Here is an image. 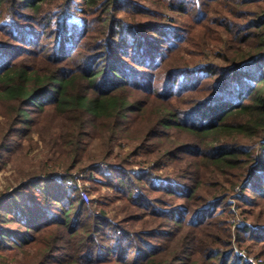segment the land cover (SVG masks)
I'll return each instance as SVG.
<instances>
[{"label":"trees","instance_id":"obj_1","mask_svg":"<svg viewBox=\"0 0 264 264\" xmlns=\"http://www.w3.org/2000/svg\"><path fill=\"white\" fill-rule=\"evenodd\" d=\"M141 1L0 0V264L264 258V0Z\"/></svg>","mask_w":264,"mask_h":264},{"label":"rangeland","instance_id":"obj_2","mask_svg":"<svg viewBox=\"0 0 264 264\" xmlns=\"http://www.w3.org/2000/svg\"><path fill=\"white\" fill-rule=\"evenodd\" d=\"M144 4L150 5V2L142 0ZM2 114H0V121H3ZM128 147L126 146L125 149ZM48 148L45 146L41 138L39 139L37 134H33V141L26 142L25 148L23 151L13 159V162L9 163L3 170H0V196L1 194L7 192L12 188L13 185L17 184L16 181L20 178V175H26L31 173L38 167L40 161L44 158L47 153ZM139 166H136V170ZM166 171L170 172L171 168L166 169ZM58 174H64L63 170L58 171ZM72 175L78 180L76 185H81L82 187H86L89 194V199L97 197L98 194L92 190L90 187V181L93 179L94 174H89V172L84 171H74ZM158 175H162V173H158ZM239 192V190H238ZM110 191L101 187L100 195L111 197L109 194ZM86 202V201H85ZM87 203V202H86ZM234 216L232 221H234L233 228L238 223L243 221L241 206H239L238 201L234 200V205L232 207ZM264 210V206L262 207ZM253 216L248 218V220L253 221ZM246 255V254H245ZM254 262V264H264V258H253V257H245ZM9 263L13 264L14 261L10 260Z\"/></svg>","mask_w":264,"mask_h":264},{"label":"built area","instance_id":"obj_3","mask_svg":"<svg viewBox=\"0 0 264 264\" xmlns=\"http://www.w3.org/2000/svg\"><path fill=\"white\" fill-rule=\"evenodd\" d=\"M78 180H76L77 182ZM77 188L80 191V194L82 196V198L84 199V201L88 202L89 201V194H88V190L86 187H82L81 185H76Z\"/></svg>","mask_w":264,"mask_h":264}]
</instances>
